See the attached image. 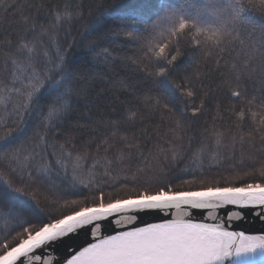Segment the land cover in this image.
I'll return each instance as SVG.
<instances>
[{"label": "snow or ice", "instance_id": "6c2138e0", "mask_svg": "<svg viewBox=\"0 0 264 264\" xmlns=\"http://www.w3.org/2000/svg\"><path fill=\"white\" fill-rule=\"evenodd\" d=\"M145 8L146 11H134L121 17L122 22L143 25L144 31L125 30L122 35L138 45L142 53L141 70L148 77L157 78L152 80L153 87L159 91L162 83L159 78H172L173 70L184 56L182 44L201 49L208 57L214 53L218 56L234 52L232 75L224 81L230 96L239 103L238 108L235 104L231 107L237 121L241 124L248 121L254 131L260 133L264 144V94L259 99L249 98L241 90V82L246 77L259 74L264 78V26L259 39L252 34L241 38L244 35L241 29L250 23L249 12L264 17V0H201L199 6L191 0H180L179 6H173L169 0H147ZM0 10L5 18L19 14L17 5L8 0H0ZM74 13L75 9L68 6L63 10L57 8L52 28L69 22ZM22 19L27 31L10 48L4 46L0 67V126L5 128L0 134V160L7 161L10 169V174L0 176V220H3L0 264H230L232 260L245 261L257 253L264 254V235H246L226 227V222L241 218L242 212L228 211L226 219L219 215L220 210L229 206L236 210L257 209L258 216L264 215V160L242 174L236 171L231 178H218L206 175L202 161L195 163L200 160L199 154H194L192 175L179 184L160 182L157 178L155 183L148 179L137 186V173L144 172L140 168L132 174L131 185L127 182L117 187L109 185L105 192L96 179L95 170L100 161L86 166V157L79 154L73 157L71 152H66V159L57 163L67 171L69 160L72 161V192L87 190L88 194L75 198L42 194L47 203L41 207V195L31 190L20 175L33 167L39 153L22 144L16 145L12 139L15 129L8 125L23 120L33 109H40L47 123L66 118L79 82L77 70L67 54L38 50L36 24L27 16ZM48 31L43 25L39 28L40 36ZM29 34L32 39L28 38ZM172 84L181 95L196 96L187 76L183 82L172 80ZM151 99L153 97H146V100ZM159 105L157 97L152 107ZM202 108L203 101L200 107L192 108L193 116ZM140 115L137 109L129 107L123 120L134 124ZM181 127L180 120H176L173 130ZM117 135V131L112 132L113 137ZM215 135V143L220 145L222 133ZM120 139L128 149L136 147L127 137ZM243 139L241 136L240 141ZM235 140L233 137V143ZM160 151L167 158L165 150ZM169 151L172 159H177L178 152ZM130 155L121 149L115 160L121 162ZM212 158L216 159L215 153ZM105 161L103 175L113 177L114 161L107 157ZM50 167L48 162L41 161L35 171L44 175ZM14 175H20V180L12 179ZM27 175L31 179L33 172L27 171ZM119 175L114 179L118 180ZM249 176L259 179L252 182L242 179ZM184 185L189 187L185 189ZM120 190H127L123 197L113 195V191ZM24 196L29 197L35 207L20 199ZM194 210L206 212L203 220L193 219ZM146 213H159L163 218L135 226L140 214ZM109 231L112 234H107ZM81 236L90 239L80 245L79 250L73 249L59 258L49 251L55 243L64 244L68 239Z\"/></svg>", "mask_w": 264, "mask_h": 264}, {"label": "trees", "instance_id": "16d2710c", "mask_svg": "<svg viewBox=\"0 0 264 264\" xmlns=\"http://www.w3.org/2000/svg\"><path fill=\"white\" fill-rule=\"evenodd\" d=\"M8 2L17 5L19 14L5 18V13L0 10V67L3 66L4 46L10 48L27 31L22 19L27 16L37 26L38 50L47 49L50 54L58 51L62 55L67 54L77 70L79 82L66 118L47 123L40 109H33L24 115L23 120H18L16 124L9 122L8 125L15 129L12 139L16 145L22 144L24 148L35 149L39 153L33 167L20 175H23L31 190L41 195V207L47 203L42 194L71 198L88 194L87 190L72 192V161L69 160L67 171L57 163V160L66 159V152H71L73 157L77 154L86 157V166H91L95 160L100 161L95 170L96 179L100 182V189L105 192L109 190V185L117 187L124 182L131 185L132 174L140 168L144 172L137 173V186L148 179L155 183L157 178L160 182L173 181L179 184L182 179L192 175L194 154H199L200 160L195 163L202 161L205 174L218 178H231L236 171L242 174L253 166L258 167L264 160V144L261 143L260 133L255 132L248 121L242 124L237 121L231 106L235 104L238 108L239 103L230 96L224 83L232 75L231 65L236 59L234 52L232 55L225 52L218 56L214 53L208 57L203 50L182 44L184 56L173 70L171 79L159 78L162 83L158 91L152 85V80L157 78L148 77L141 70L139 57L142 53L138 45L122 35L125 30L144 31L143 25L122 22L121 17L134 11H146L147 0ZM191 2L199 6L201 0ZM169 3L179 6L180 0H169ZM64 6L75 9L73 18L52 28L53 13L57 8L63 10ZM191 11L195 12V9ZM248 17L250 23L241 29L244 34L241 38L246 39L248 34H252L259 39L264 17L253 12H249ZM41 25L49 30L43 36L39 33ZM28 38L33 37L29 34ZM185 76L196 90L194 98L181 95L173 87L172 80L183 82ZM241 90L249 98L259 99L264 94V78L259 74L246 77L241 82ZM149 96L153 99L146 100ZM157 97L160 105L152 107ZM201 101V112L193 116L192 108L200 107ZM164 104L168 107L165 108ZM129 107L141 114L134 124L123 120V114ZM176 120H180L182 127L174 131ZM4 131L5 128L0 126V134ZM113 131H117L116 137L112 136ZM216 133H222L220 145L215 143ZM241 136L244 137L243 142L240 141ZM121 137H127V141L136 147L128 149ZM233 137L236 138L235 143ZM105 140L108 143H104ZM121 149L131 155L116 162L115 157ZM160 149L165 150L167 158ZM171 149L179 154L175 160L171 157ZM214 153L216 159L212 158ZM105 157L114 161L113 177L103 175ZM250 157H254V160ZM41 161L51 165L47 174L41 175L35 171ZM27 171L33 172L31 179ZM5 173L10 174L8 162L0 160V176ZM118 173L119 179H114ZM20 175L11 178L19 181ZM242 179L252 182L259 177ZM188 187L184 185L185 189ZM93 191L97 192L98 189ZM126 191H113V195L123 197ZM20 199L35 207L29 197ZM2 225L3 220H0Z\"/></svg>", "mask_w": 264, "mask_h": 264}, {"label": "water", "instance_id": "95a60500", "mask_svg": "<svg viewBox=\"0 0 264 264\" xmlns=\"http://www.w3.org/2000/svg\"><path fill=\"white\" fill-rule=\"evenodd\" d=\"M228 211H240L242 212V217L234 219L231 222H226V227L232 231H243L246 235H264V215L258 216L257 209H243L236 210L232 206L227 209L220 210L219 215L226 219ZM206 216L204 210H194L193 219L197 221L203 220ZM163 217L159 213H146L140 214V217L135 226H143L145 222H159ZM104 225L102 224V230ZM107 234H112L109 231ZM90 237L81 236L78 238L68 239L64 244L55 243L51 246L49 251L57 258L65 256L70 253L73 249L79 250V246L86 243ZM71 245V247H69ZM230 264H264V254L257 253L255 257H249L245 261H230Z\"/></svg>", "mask_w": 264, "mask_h": 264}]
</instances>
